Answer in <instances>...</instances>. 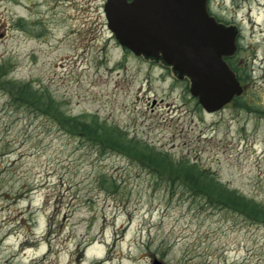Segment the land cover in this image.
Wrapping results in <instances>:
<instances>
[{"label":"rangeland","instance_id":"rangeland-1","mask_svg":"<svg viewBox=\"0 0 264 264\" xmlns=\"http://www.w3.org/2000/svg\"><path fill=\"white\" fill-rule=\"evenodd\" d=\"M103 1L0 0V80L28 82L63 112L93 113L264 205V0H209L236 29L242 78L213 111L160 58L121 46ZM167 184L0 86V264H264L263 222Z\"/></svg>","mask_w":264,"mask_h":264},{"label":"water","instance_id":"water-1","mask_svg":"<svg viewBox=\"0 0 264 264\" xmlns=\"http://www.w3.org/2000/svg\"><path fill=\"white\" fill-rule=\"evenodd\" d=\"M107 28L133 54L160 58L188 80L189 93L213 111L241 91L223 56L236 48V29L209 15L204 0H104ZM150 264H165L152 257Z\"/></svg>","mask_w":264,"mask_h":264},{"label":"trees","instance_id":"trees-1","mask_svg":"<svg viewBox=\"0 0 264 264\" xmlns=\"http://www.w3.org/2000/svg\"><path fill=\"white\" fill-rule=\"evenodd\" d=\"M225 61L240 81L242 78L232 58L228 56ZM2 70L0 64V73ZM0 86L8 93L11 102L45 114L60 129L91 143L98 150L114 151L135 160L158 180L172 187L175 183L180 185L192 195L200 196L209 206L235 211L249 221L264 223L262 203L228 187L195 162L173 159L165 151L127 136L117 126L99 119L93 113L63 112L50 94L32 87L28 82L3 78ZM236 97L233 95L231 98Z\"/></svg>","mask_w":264,"mask_h":264},{"label":"flooded vegetation","instance_id":"flooded-vegetation-1","mask_svg":"<svg viewBox=\"0 0 264 264\" xmlns=\"http://www.w3.org/2000/svg\"><path fill=\"white\" fill-rule=\"evenodd\" d=\"M103 2H104V1H103ZM103 2H102V5H103ZM204 6H205V10H206V12H207L209 15H212L216 21H219V22H222V23L226 24L225 21L221 20L220 17H218L215 13L212 12V10H211V8H210L209 0H204ZM102 11H103V10H102ZM103 15H104V14H103ZM237 42H238V41H237V32H236V34H235V44H236V48H237ZM236 48H235V50H236ZM235 50L233 51L232 54L223 56L224 60H226V58H227L228 56H229L230 58H232V56H233Z\"/></svg>","mask_w":264,"mask_h":264},{"label":"bare ground","instance_id":"bare-ground-1","mask_svg":"<svg viewBox=\"0 0 264 264\" xmlns=\"http://www.w3.org/2000/svg\"><path fill=\"white\" fill-rule=\"evenodd\" d=\"M103 245H104V244H103ZM99 248H100V247H99ZM101 248H102V247H101ZM101 248H100V249H101Z\"/></svg>","mask_w":264,"mask_h":264}]
</instances>
